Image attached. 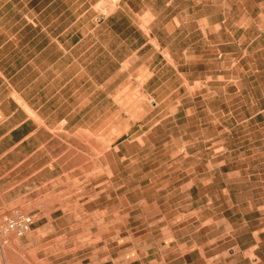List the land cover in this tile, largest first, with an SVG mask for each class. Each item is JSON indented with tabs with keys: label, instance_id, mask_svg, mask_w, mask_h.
<instances>
[{
	"label": "rangeland",
	"instance_id": "1",
	"mask_svg": "<svg viewBox=\"0 0 264 264\" xmlns=\"http://www.w3.org/2000/svg\"><path fill=\"white\" fill-rule=\"evenodd\" d=\"M164 6L162 53L130 58L113 115L78 133L93 146L96 205L71 209L64 230L2 236L0 264H264L246 233L264 241V0ZM17 211L0 212L1 233Z\"/></svg>",
	"mask_w": 264,
	"mask_h": 264
},
{
	"label": "crops",
	"instance_id": "2",
	"mask_svg": "<svg viewBox=\"0 0 264 264\" xmlns=\"http://www.w3.org/2000/svg\"><path fill=\"white\" fill-rule=\"evenodd\" d=\"M100 1L0 0V212L27 209L39 228L47 222L64 230L59 220L80 214L71 209L96 205L97 185L88 175L93 146L78 133L95 130L98 115H113L115 87L128 79L130 58L140 60L147 48L162 53L154 25L161 4L173 13L178 3L118 0L105 13ZM247 232L256 251L264 246L263 229Z\"/></svg>",
	"mask_w": 264,
	"mask_h": 264
},
{
	"label": "built area",
	"instance_id": "3",
	"mask_svg": "<svg viewBox=\"0 0 264 264\" xmlns=\"http://www.w3.org/2000/svg\"><path fill=\"white\" fill-rule=\"evenodd\" d=\"M35 223V217L29 213L17 211L13 217L9 218L6 222V229L0 232V261L2 254V236L9 233H14L17 237H24L31 231Z\"/></svg>",
	"mask_w": 264,
	"mask_h": 264
},
{
	"label": "bare ground",
	"instance_id": "4",
	"mask_svg": "<svg viewBox=\"0 0 264 264\" xmlns=\"http://www.w3.org/2000/svg\"><path fill=\"white\" fill-rule=\"evenodd\" d=\"M2 254H3V251H2ZM4 255V254H3Z\"/></svg>",
	"mask_w": 264,
	"mask_h": 264
}]
</instances>
